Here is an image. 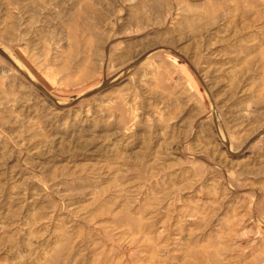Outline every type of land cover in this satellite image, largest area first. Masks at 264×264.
Returning <instances> with one entry per match:
<instances>
[{
  "label": "rangeland",
  "instance_id": "374dc122",
  "mask_svg": "<svg viewBox=\"0 0 264 264\" xmlns=\"http://www.w3.org/2000/svg\"><path fill=\"white\" fill-rule=\"evenodd\" d=\"M0 264H264V0H0Z\"/></svg>",
  "mask_w": 264,
  "mask_h": 264
}]
</instances>
